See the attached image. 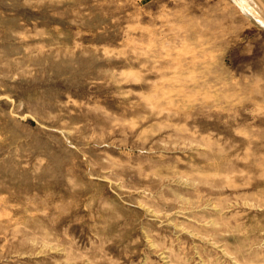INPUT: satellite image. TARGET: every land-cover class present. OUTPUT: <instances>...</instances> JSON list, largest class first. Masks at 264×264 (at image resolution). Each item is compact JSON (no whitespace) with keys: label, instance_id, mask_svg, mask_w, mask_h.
Here are the masks:
<instances>
[{"label":"rangeland","instance_id":"rangeland-1","mask_svg":"<svg viewBox=\"0 0 264 264\" xmlns=\"http://www.w3.org/2000/svg\"><path fill=\"white\" fill-rule=\"evenodd\" d=\"M0 264H264V0H0Z\"/></svg>","mask_w":264,"mask_h":264}]
</instances>
